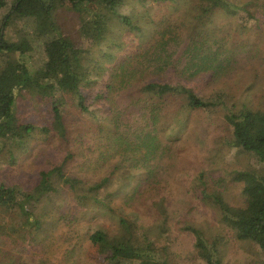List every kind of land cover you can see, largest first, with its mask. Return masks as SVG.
<instances>
[{
	"label": "trees",
	"instance_id": "trees-1",
	"mask_svg": "<svg viewBox=\"0 0 264 264\" xmlns=\"http://www.w3.org/2000/svg\"><path fill=\"white\" fill-rule=\"evenodd\" d=\"M69 1L75 10L85 11L80 34L88 47L76 44L72 36L63 33L62 26L54 18L53 0H12L11 10L3 17L5 30L12 24L20 23L21 26L17 38L11 40L0 27L3 60L0 68V154H8L9 163L16 164L21 146L30 143L35 133L44 137L55 134L69 148L71 141L65 118L72 106L96 121L108 122L101 131L107 133L105 141L109 147L99 152L89 149V153L93 151L98 155L83 159L90 167L95 166L97 177L68 174L66 169L76 159L73 150L68 149L54 171L39 172V179L32 188L0 184V209L3 217L9 216L0 223V238L16 235L33 241L46 222L40 202L54 190L56 183H62L70 192L76 209L92 208L116 221L115 231L99 227L89 235L103 264H172L173 253L164 241L170 230L167 198L142 200L144 189L150 186L152 178L161 177L158 169L165 167L164 161L172 149L167 126L174 123L183 132L190 114L219 113L230 131L226 143L254 156L262 166L228 173L231 182L242 185V206L227 201L221 190L228 185L227 178L217 176L211 169H203L190 182L189 189L201 201L221 212L223 223L238 240L255 245L264 256V109L253 107L249 102L238 108L234 101H227L225 89L205 95L194 85L201 77H204L201 81L208 83L221 77L223 72L229 71L236 54L233 47H227L234 42L228 44L225 39L216 43L213 41L215 35L206 31V27L224 14L236 19V28L257 29L264 24V0H192L193 14L187 31L189 41L183 59L178 62L182 69L164 59L163 66L169 70L165 72L161 68L150 72L148 76L161 80L144 84L141 90L138 85L144 79H134L140 66L131 69L129 62L137 53H132L129 60L120 65L119 72L107 73L109 69L103 62L107 58V62L111 61V55L102 50L98 59L91 50L110 40L113 24L126 25L130 31L138 28L132 15L122 11L134 0ZM6 4L7 0H0V8ZM115 43L112 42L118 46ZM241 43L235 41L236 46ZM40 46L44 62L32 67L25 55ZM107 74L109 78L105 79ZM116 77L120 82L117 83ZM120 88L129 97L133 95L134 104L141 102L143 105L144 102V112L151 125L146 122L144 112L136 115L133 111L124 122L102 117L108 111L102 112L103 105L109 109V96ZM87 90L93 102L102 103L101 109L92 108L88 103ZM20 94L38 96L48 102L50 124L36 126L22 122L15 112ZM178 136L172 138L178 139ZM114 196L120 198L118 206L114 205ZM183 227L193 235L195 250L205 264H224L218 237L209 238L202 229L188 223ZM262 262L264 264V260Z\"/></svg>",
	"mask_w": 264,
	"mask_h": 264
},
{
	"label": "rangeland",
	"instance_id": "rangeland-1",
	"mask_svg": "<svg viewBox=\"0 0 264 264\" xmlns=\"http://www.w3.org/2000/svg\"><path fill=\"white\" fill-rule=\"evenodd\" d=\"M191 1H132L122 11L132 15L138 28L130 31L126 25L113 24L110 40L100 47L91 48L95 58L99 59L102 52L106 51L111 55V61L107 62V58L103 65L108 67L107 73L111 70L116 73L132 53H137L129 62L131 69L140 66L134 78L144 79L138 85L140 90L144 84L161 80L148 76L150 72L161 68L165 72L169 70L163 66L164 59L176 63L178 69H182L178 62L183 59L181 57H184V49L189 41L187 31L193 14ZM11 3L12 0H7V4L0 8V27L3 25V17L11 10ZM53 7L54 18L62 26L63 33L72 36L76 44L88 47L80 34V26L86 18L85 11L75 10L69 0H53ZM236 22L235 18L222 14L214 19L213 25L206 27V31L215 35L213 41L216 43L220 44L225 39L228 44L234 42L227 47H233L236 54L229 71L223 72L221 77L209 83L201 81L204 78L201 77L196 79L194 85L205 95L225 89L227 101H234L238 108L242 103L249 102L253 107L264 109V24L257 29L242 30L236 28ZM20 26L17 23L7 30L3 29L5 37L9 40L17 38ZM113 41L118 46L113 45ZM235 41L242 43L236 46ZM25 58L32 67L40 65L44 62V51L40 46L28 52ZM2 65L0 56V68ZM108 78L107 74L105 79ZM116 78L117 83L120 82ZM87 93L88 103L93 105L92 108L101 109L102 103L93 102L90 90ZM109 97L111 107L105 109L103 105L102 112L108 110V114L103 113L104 119L115 118L124 122L129 119L131 112L139 115L146 110L144 102L143 105L141 102L139 105L134 104L133 95L129 97L123 88L115 90ZM17 99L15 112L22 122L36 126L50 124L48 102L30 94H20ZM69 111L65 118L71 141L69 148L55 134L44 137L43 134L35 133L30 143L21 146L22 152L16 164L9 163L8 154H0V184L32 188L39 179V172L54 171L63 161L68 149L73 150L76 156L75 161L66 169L68 174L80 173L97 177L99 173L97 169H93L95 166L90 167L83 159L86 160L91 155L97 156L93 151H105L109 147V143L105 141L107 133L101 131L108 122L96 121L80 113L74 106ZM145 112L143 114L147 119ZM187 120V127L183 132L174 123L167 126L172 149L164 161L165 167L158 169L161 177L151 179L150 186L144 189L142 197V200L159 199L162 196L167 198L171 212L170 230L165 234L164 241L173 253L171 263L205 264L195 250L193 235L184 230L183 226L188 223L202 229L209 238H219L224 264H263L262 252L255 245L238 240L223 223L221 212L213 205L201 201L189 189L190 182L203 169H211L217 176L223 175L227 178L228 185L221 187L227 201L242 206V185L231 182L228 173L236 169H260L262 163L254 156L231 148L226 143L230 131L221 114L193 113ZM146 122L150 124L148 119ZM176 136L178 139L172 138ZM89 149L93 150L92 153H89ZM54 187L40 202L44 213L43 221L46 219L43 230L33 241L16 235L0 238V264H103L89 240V235L99 227L110 232L115 231L116 221L108 214L98 213L92 208L76 209L70 192L63 188L62 183H56ZM117 197H113V202L118 206L121 201ZM3 216L0 209V223L9 219V216Z\"/></svg>",
	"mask_w": 264,
	"mask_h": 264
},
{
	"label": "flooded vegetation",
	"instance_id": "flooded-vegetation-1",
	"mask_svg": "<svg viewBox=\"0 0 264 264\" xmlns=\"http://www.w3.org/2000/svg\"><path fill=\"white\" fill-rule=\"evenodd\" d=\"M3 29H4V24L2 25V32H3Z\"/></svg>",
	"mask_w": 264,
	"mask_h": 264
}]
</instances>
